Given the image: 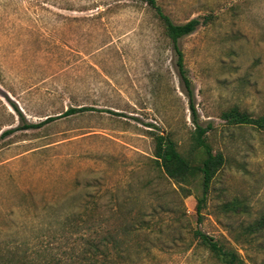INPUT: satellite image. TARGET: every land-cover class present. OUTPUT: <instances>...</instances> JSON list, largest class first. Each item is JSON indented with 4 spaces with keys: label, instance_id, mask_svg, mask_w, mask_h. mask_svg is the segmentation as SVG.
<instances>
[{
    "label": "rangeland",
    "instance_id": "obj_1",
    "mask_svg": "<svg viewBox=\"0 0 264 264\" xmlns=\"http://www.w3.org/2000/svg\"><path fill=\"white\" fill-rule=\"evenodd\" d=\"M157 1L175 24L205 22L178 43L199 124L226 157L201 216V178L186 197L151 161L154 134L202 159L155 11L142 0H0V136L21 126L11 103L30 124L49 122L0 143V264H221L196 230L264 264V230L247 233L264 221V130L221 118L264 116V0ZM88 215L100 235L78 228Z\"/></svg>",
    "mask_w": 264,
    "mask_h": 264
},
{
    "label": "trees",
    "instance_id": "obj_2",
    "mask_svg": "<svg viewBox=\"0 0 264 264\" xmlns=\"http://www.w3.org/2000/svg\"><path fill=\"white\" fill-rule=\"evenodd\" d=\"M142 1L155 11L157 18L163 26L166 37L172 42L174 46V51L177 57L179 77L184 88V93L189 99L193 123L196 125V130L192 138L193 148L199 150L202 153V159L200 163L192 162L180 153L178 150V145L173 139L172 135L154 134L155 148L151 161L159 169L161 174L165 176V178L174 181L185 191L186 197H189L192 194L191 190H187L185 187L189 186L197 178H201L202 197L198 201L197 207V212L199 216H201V211L207 202L212 183L218 173L225 166L226 157L222 152H215L208 142L207 133L212 129V127L208 126L207 128H203L199 124V115L196 108V96L193 89V84L188 76V71L185 65V56L178 43L183 38L194 34L205 22H202L199 19H194L186 24H175L172 19L164 13L162 8L158 5L157 0ZM11 105L20 117L21 126H19L17 130L13 129L3 132L0 136V143L3 139L14 134L18 130L40 129L46 123H49L43 122L41 124H30L27 121L25 115L19 110L18 106L13 103H11ZM79 111H88V109H71L66 113V115L69 116L78 113ZM221 118L228 125L252 126L256 129L264 130V116L253 118L249 114L241 112L237 108H233L227 112H224ZM91 219L92 216L88 215V219L82 220L84 226L81 228L78 226L77 227L79 229L85 228L86 230L91 231L90 233L94 235H100V231L97 229V227H95L94 224H91ZM72 222H76V219H73ZM140 224L150 226V228L154 229L159 227V225L155 222H141ZM263 230L264 221L256 222L247 227V233L250 235L260 233ZM194 237L202 246L209 250L221 264H245L244 260L235 250L226 248L217 240H214L203 232L199 230L194 231ZM94 244H91L92 248L98 250V245Z\"/></svg>",
    "mask_w": 264,
    "mask_h": 264
}]
</instances>
